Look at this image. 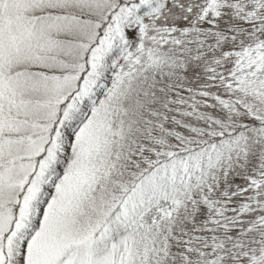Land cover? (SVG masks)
I'll list each match as a JSON object with an SVG mask.
<instances>
[{
  "label": "snow or ice",
  "instance_id": "obj_1",
  "mask_svg": "<svg viewBox=\"0 0 264 264\" xmlns=\"http://www.w3.org/2000/svg\"><path fill=\"white\" fill-rule=\"evenodd\" d=\"M0 264H264V0H0Z\"/></svg>",
  "mask_w": 264,
  "mask_h": 264
}]
</instances>
